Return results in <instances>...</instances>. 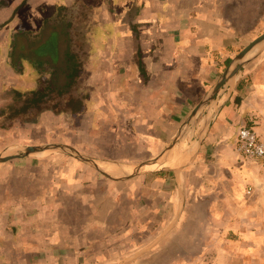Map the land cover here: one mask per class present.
<instances>
[{"label":"crops","instance_id":"crops-1","mask_svg":"<svg viewBox=\"0 0 264 264\" xmlns=\"http://www.w3.org/2000/svg\"><path fill=\"white\" fill-rule=\"evenodd\" d=\"M262 33L264 0H0V139L16 138L0 149L56 141L120 164L114 179L63 155L5 163L0 264H123L171 234L203 200L192 168H207L211 148L228 149L233 132L237 149L238 124L257 116L264 48L198 112L168 168L119 179L124 166L161 156ZM41 85L47 106L10 120Z\"/></svg>","mask_w":264,"mask_h":264},{"label":"rangeland","instance_id":"rangeland-1","mask_svg":"<svg viewBox=\"0 0 264 264\" xmlns=\"http://www.w3.org/2000/svg\"><path fill=\"white\" fill-rule=\"evenodd\" d=\"M262 96L255 104L257 116L248 117L238 126L252 127L264 142ZM2 139L3 143L16 140L14 136ZM2 139L0 144H3ZM227 139L230 140L228 149L217 148L216 152L215 147L211 148L205 159L207 168H192L190 185L195 189L202 185L204 189L200 204L193 207L190 202L171 234L143 251L139 259L123 264H264V166L234 150L235 132ZM3 151L5 149H0V153ZM62 155L46 152L35 156ZM221 157L227 161L226 165L217 163ZM2 166L4 164L0 165L2 173H8L9 165Z\"/></svg>","mask_w":264,"mask_h":264},{"label":"water","instance_id":"water-1","mask_svg":"<svg viewBox=\"0 0 264 264\" xmlns=\"http://www.w3.org/2000/svg\"><path fill=\"white\" fill-rule=\"evenodd\" d=\"M264 48V33L255 37L250 43H248L245 47H243L237 55L232 59L231 63L227 66L221 76L218 78L216 83L209 90L207 95L201 100V102L194 108L191 112L189 118L186 123L182 126L181 130L177 133V135L173 138L171 143L167 146L161 156L156 159L149 161L145 164L134 165V166H124V170L121 174L123 177L119 179L128 178L131 176H135L137 174H142L145 172H155L158 170H162L168 168L165 163L168 158V154L172 151L174 146L178 141L183 138L185 131H187L188 126L192 129V125L199 111L202 108L208 105H212L215 102V99L226 92L233 80L236 78L237 74L241 70V68L246 64V62L253 59L262 49ZM209 112V111H208ZM206 115L202 118L203 130L207 128L210 117ZM60 153L97 170L102 174L109 175L110 178H117L114 175L119 174L118 171L115 173L113 170L120 167V164L102 161L99 159H95L89 156H86L76 149L61 143H49L43 145H32V146H20V147H10L5 149V151L0 153V165L7 163L13 159H20L26 157H32L37 154L42 153ZM120 174V175H121Z\"/></svg>","mask_w":264,"mask_h":264},{"label":"built area","instance_id":"built-area-1","mask_svg":"<svg viewBox=\"0 0 264 264\" xmlns=\"http://www.w3.org/2000/svg\"><path fill=\"white\" fill-rule=\"evenodd\" d=\"M237 151L264 166V142L252 127L241 126L236 134Z\"/></svg>","mask_w":264,"mask_h":264},{"label":"trees","instance_id":"trees-1","mask_svg":"<svg viewBox=\"0 0 264 264\" xmlns=\"http://www.w3.org/2000/svg\"><path fill=\"white\" fill-rule=\"evenodd\" d=\"M47 86L41 85L39 89L35 92H33L30 96H27L22 100L21 105H19L17 108H14L12 111V116H8L10 120H16L17 118H21L23 120H32L34 118H30V109H41L42 107L47 106V99H44V93L43 90L46 91ZM58 95V93H56ZM58 97V96H56Z\"/></svg>","mask_w":264,"mask_h":264},{"label":"bare ground","instance_id":"bare-ground-1","mask_svg":"<svg viewBox=\"0 0 264 264\" xmlns=\"http://www.w3.org/2000/svg\"><path fill=\"white\" fill-rule=\"evenodd\" d=\"M200 126H201V125H200ZM201 127H202V126H201ZM200 130H201V129H200ZM185 142H186V141H185ZM185 142H183V143H185ZM187 146H188V145H187ZM180 149H181V146L179 145V147L177 148L176 151L179 152V151H181ZM184 151H185V150H184ZM179 160H180V159H179ZM179 160H178V161H179ZM180 161H181V160H180ZM183 162H184V161H183ZM174 165H175V164H174ZM169 166H170V165H169Z\"/></svg>","mask_w":264,"mask_h":264}]
</instances>
